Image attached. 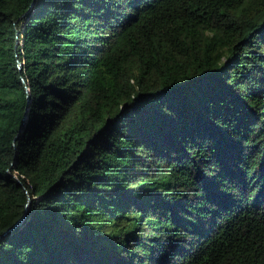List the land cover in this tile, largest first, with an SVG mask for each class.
Listing matches in <instances>:
<instances>
[{
    "label": "trees",
    "instance_id": "1",
    "mask_svg": "<svg viewBox=\"0 0 264 264\" xmlns=\"http://www.w3.org/2000/svg\"><path fill=\"white\" fill-rule=\"evenodd\" d=\"M0 264H264V0H0Z\"/></svg>",
    "mask_w": 264,
    "mask_h": 264
},
{
    "label": "water",
    "instance_id": "2",
    "mask_svg": "<svg viewBox=\"0 0 264 264\" xmlns=\"http://www.w3.org/2000/svg\"><path fill=\"white\" fill-rule=\"evenodd\" d=\"M28 201H27V205H26V209H25V213L28 211V209H29V207H30V198H28L27 199ZM25 213H24V215H25ZM23 218H25V216H23L22 217V219L21 220H19V222L17 223V224H15L10 230H8V232H11L22 220H23Z\"/></svg>",
    "mask_w": 264,
    "mask_h": 264
}]
</instances>
